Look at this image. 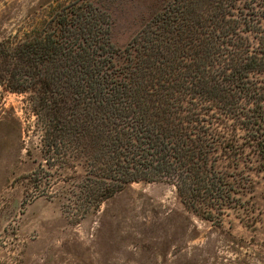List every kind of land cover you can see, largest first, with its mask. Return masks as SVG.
I'll list each match as a JSON object with an SVG mask.
<instances>
[{
    "label": "trees",
    "instance_id": "1",
    "mask_svg": "<svg viewBox=\"0 0 264 264\" xmlns=\"http://www.w3.org/2000/svg\"><path fill=\"white\" fill-rule=\"evenodd\" d=\"M261 7L169 0L118 46L107 11L69 0L37 30L0 45L2 82L29 93L53 141L48 151L65 138L68 155L85 157L102 198L134 181H164L182 202L212 208L240 187L244 149L217 126L230 120L233 136L242 129L264 168Z\"/></svg>",
    "mask_w": 264,
    "mask_h": 264
},
{
    "label": "rangeland",
    "instance_id": "2",
    "mask_svg": "<svg viewBox=\"0 0 264 264\" xmlns=\"http://www.w3.org/2000/svg\"><path fill=\"white\" fill-rule=\"evenodd\" d=\"M67 1L0 0V45L37 30ZM93 1L110 14L112 41L124 46L169 0ZM3 75L0 264H264V168L246 133L232 135L230 120L216 127L224 141L244 143L230 201L182 202L164 181H134L102 198L85 157L68 155L65 138L48 151L53 141L29 93L8 89Z\"/></svg>",
    "mask_w": 264,
    "mask_h": 264
}]
</instances>
